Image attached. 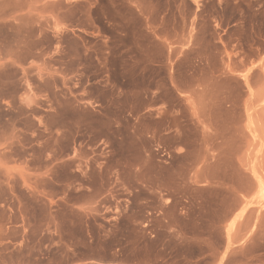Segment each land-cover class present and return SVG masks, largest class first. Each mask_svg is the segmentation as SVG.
Here are the masks:
<instances>
[{
  "label": "rangeland",
  "instance_id": "rangeland-1",
  "mask_svg": "<svg viewBox=\"0 0 264 264\" xmlns=\"http://www.w3.org/2000/svg\"><path fill=\"white\" fill-rule=\"evenodd\" d=\"M47 9L0 21V264H191L187 224L264 207V0Z\"/></svg>",
  "mask_w": 264,
  "mask_h": 264
},
{
  "label": "crops",
  "instance_id": "crops-1",
  "mask_svg": "<svg viewBox=\"0 0 264 264\" xmlns=\"http://www.w3.org/2000/svg\"><path fill=\"white\" fill-rule=\"evenodd\" d=\"M57 1L43 0L38 6L29 2L23 8L12 10L9 16L0 21H12L15 24L23 16H31L37 13L42 14V16L52 15L53 12H49L47 6L51 2L56 3ZM217 145H209L206 141L195 146V149L197 148L201 152L199 159L190 162V166L199 168L195 173L196 177H201L204 167L209 161L207 152L209 150L216 151ZM244 150L245 147H242L240 151ZM262 151H264V145ZM238 159H241L240 156ZM215 162L216 160H214ZM258 164L264 168V155L258 159ZM244 197L246 195L237 194L238 199ZM166 227L168 231H181V227L176 225L168 224ZM185 229L187 231L185 242L199 249L195 256L188 259L191 264H264V207L242 209L239 205L217 224L190 223L186 225ZM214 236L220 237V243L216 247L213 246Z\"/></svg>",
  "mask_w": 264,
  "mask_h": 264
}]
</instances>
